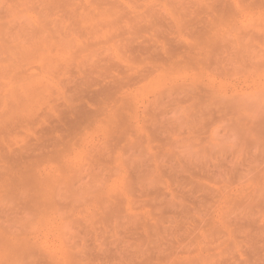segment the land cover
<instances>
[{"label": "rangeland", "instance_id": "374dc122", "mask_svg": "<svg viewBox=\"0 0 264 264\" xmlns=\"http://www.w3.org/2000/svg\"><path fill=\"white\" fill-rule=\"evenodd\" d=\"M0 264H264V0H0Z\"/></svg>", "mask_w": 264, "mask_h": 264}, {"label": "bare ground", "instance_id": "6f19581e", "mask_svg": "<svg viewBox=\"0 0 264 264\" xmlns=\"http://www.w3.org/2000/svg\"><path fill=\"white\" fill-rule=\"evenodd\" d=\"M11 100H12V99H11ZM12 101H13V100H12ZM11 107L13 108V106H11ZM12 111H13V109H12ZM9 112H10V110H9ZM10 113H11V112H10ZM12 113H13V112H12ZM12 113H11V114H12Z\"/></svg>", "mask_w": 264, "mask_h": 264}]
</instances>
